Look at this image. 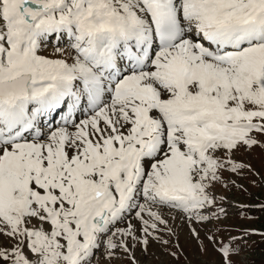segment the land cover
<instances>
[{"label": "snow or ice", "instance_id": "snow-or-ice-1", "mask_svg": "<svg viewBox=\"0 0 264 264\" xmlns=\"http://www.w3.org/2000/svg\"><path fill=\"white\" fill-rule=\"evenodd\" d=\"M257 146L264 0H0V264H136Z\"/></svg>", "mask_w": 264, "mask_h": 264}, {"label": "rangeland", "instance_id": "rangeland-1", "mask_svg": "<svg viewBox=\"0 0 264 264\" xmlns=\"http://www.w3.org/2000/svg\"><path fill=\"white\" fill-rule=\"evenodd\" d=\"M255 149L256 147L249 152V159L253 170L258 177L260 176L258 182L255 176H247L248 179L244 180L241 173L225 172L222 181L210 189L225 198L229 209L234 210L235 202L245 204L251 209H254L256 205H262L264 209V157H261L259 153L256 155ZM236 154L242 156L243 151ZM235 160L239 162L236 156ZM243 182L246 190L243 188ZM240 215L241 213L229 216L215 227L213 234L218 244L229 242L233 243V246L244 245L258 249L260 254L248 259H240L241 264H264V210L256 211L255 216L250 217L253 221H246ZM164 218L167 223L158 225L156 231L159 240L149 237L147 245L137 244L132 249L136 264H219L220 256L205 238V230L200 222L194 220L189 222L186 216L178 212L167 213ZM193 229L198 235L193 233ZM232 237L235 238L234 242L230 239ZM201 241L204 244L200 245ZM171 244L174 246V253L166 251L168 247L170 249ZM203 250L205 253L202 252ZM113 264L132 263L127 254H122L113 261Z\"/></svg>", "mask_w": 264, "mask_h": 264}]
</instances>
